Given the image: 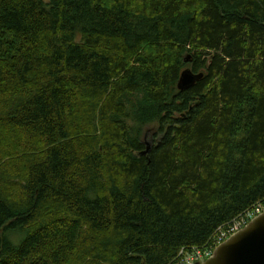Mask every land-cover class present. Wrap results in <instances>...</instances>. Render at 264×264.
Listing matches in <instances>:
<instances>
[{
	"label": "trees",
	"instance_id": "obj_1",
	"mask_svg": "<svg viewBox=\"0 0 264 264\" xmlns=\"http://www.w3.org/2000/svg\"><path fill=\"white\" fill-rule=\"evenodd\" d=\"M256 205L264 0H0V264H176Z\"/></svg>",
	"mask_w": 264,
	"mask_h": 264
},
{
	"label": "water",
	"instance_id": "obj_2",
	"mask_svg": "<svg viewBox=\"0 0 264 264\" xmlns=\"http://www.w3.org/2000/svg\"><path fill=\"white\" fill-rule=\"evenodd\" d=\"M196 76L183 71L178 81L179 89L193 85ZM150 146L146 144V154ZM201 264H264V212L250 221L243 229L219 245Z\"/></svg>",
	"mask_w": 264,
	"mask_h": 264
},
{
	"label": "built area",
	"instance_id": "obj_3",
	"mask_svg": "<svg viewBox=\"0 0 264 264\" xmlns=\"http://www.w3.org/2000/svg\"><path fill=\"white\" fill-rule=\"evenodd\" d=\"M264 212V209L261 205H256L252 209L246 211L244 214L240 216V218L236 221H234L228 228H226L224 231H219L218 235L214 238V244L212 246H209L208 250L205 252L195 251L193 253H187L183 256H179V261L176 264H201L203 263L207 258H205L203 261L198 262L197 257L201 255H206L208 258L212 255L213 251L221 245L225 240H227L229 237L234 235L239 230L243 229L250 221H252L254 218L259 216L261 213Z\"/></svg>",
	"mask_w": 264,
	"mask_h": 264
},
{
	"label": "rangeland",
	"instance_id": "obj_4",
	"mask_svg": "<svg viewBox=\"0 0 264 264\" xmlns=\"http://www.w3.org/2000/svg\"><path fill=\"white\" fill-rule=\"evenodd\" d=\"M151 138L148 136V134L146 133V143H148V144H152V142H151V140H150ZM150 144V145H151ZM14 239V238H13ZM205 258H208L206 255H203L202 257H201V255H199V257H197V260L199 261V262H201V261H203Z\"/></svg>",
	"mask_w": 264,
	"mask_h": 264
},
{
	"label": "bare ground",
	"instance_id": "obj_5",
	"mask_svg": "<svg viewBox=\"0 0 264 264\" xmlns=\"http://www.w3.org/2000/svg\"><path fill=\"white\" fill-rule=\"evenodd\" d=\"M199 262V261H198Z\"/></svg>",
	"mask_w": 264,
	"mask_h": 264
}]
</instances>
